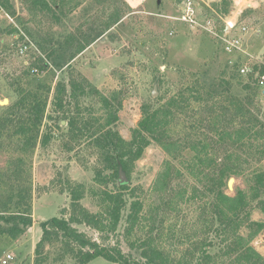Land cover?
I'll return each mask as SVG.
<instances>
[{
	"label": "rangeland",
	"instance_id": "obj_1",
	"mask_svg": "<svg viewBox=\"0 0 264 264\" xmlns=\"http://www.w3.org/2000/svg\"><path fill=\"white\" fill-rule=\"evenodd\" d=\"M125 1L130 6L125 16L111 29L103 31V20L106 21L116 7L126 9L124 3L110 5L109 2L85 0L76 11L57 23L45 13H39L33 19L24 0H9L15 11L14 20L18 28L31 37L33 48L28 55H20L17 48L22 36L6 33L16 26L10 27L5 22L0 24V116L24 92L37 93L43 98L48 96L42 131L47 126H54V137L47 146L38 145L27 158L29 181L33 188L34 222L17 240L0 236V264H4L8 255H12L13 259L7 264H35L36 246L43 233L41 222L64 214L69 218L71 197L66 191L68 182L83 184L87 193L81 200L82 206L93 213L99 210L98 199L90 192L92 187L97 186L94 177L99 160L88 136L75 142L72 150L67 149L66 144L70 143L67 122L61 121L60 127L54 125L57 118L62 116L54 105L56 83L64 82L68 94L71 90L70 78L83 84L86 93H78V97L72 98L67 96L65 110L69 114L80 113L88 120L101 114L98 92L110 96L117 90L122 106L118 113L119 120L113 127L126 139L131 138L132 130L137 126L143 104L157 106L160 98L164 97L161 101L169 98L181 88L187 91L192 89L194 96L198 91L202 94L205 105L200 112L203 116H207L208 106L225 101L229 95L251 97L252 112L264 122V91L254 76L240 71L245 64L256 65L264 70V0ZM190 7L194 12L189 10ZM8 11L11 12V9ZM229 21L236 22V26L227 34L225 28ZM244 26L247 27L246 31ZM81 29L96 37V41L70 59L78 42L70 46L65 41L71 33H76L80 38L78 32ZM232 38L241 39L240 48H226ZM35 68H38L37 72L33 71ZM83 78L87 81H82ZM188 124L186 119L177 121L175 132L190 133L192 129ZM5 142L4 149H0L1 169H6L9 160L21 154L16 140ZM252 143H247V147ZM254 145H257L256 141ZM236 150L239 151V148ZM186 154L190 156V152ZM168 158L163 148L153 142L134 165L128 183L130 189H135L138 197L144 200L147 214L159 204L151 187ZM245 166V174L233 176V189L227 187L226 192L234 195L239 189H246L252 172L264 170V158L260 161L253 159ZM185 181L192 183L194 179L186 177ZM126 197L128 208L133 197L129 194ZM194 207L184 205L179 215L168 212L166 230L185 226L186 231L179 234L186 236L202 229L203 226L196 221ZM64 208L67 209L66 213ZM164 215L161 212V216ZM252 218L264 221V211L254 209ZM74 225L101 244L118 243L126 254L141 258L140 250L132 248L125 236V219L121 221L117 232L109 234L108 238L86 224ZM132 236L143 238L146 235L138 230ZM205 237L212 239L214 244L210 252L219 256L225 243L213 233ZM184 242L186 244L180 246L177 240L170 238L162 243L172 252L180 247L174 252V258H180L190 245L189 241ZM252 244L264 256V230ZM60 249V242L47 244L45 253L49 254V258L45 264H59L62 260L64 264H76L70 255L59 259ZM218 261L225 264L228 257L219 256ZM88 264L118 263L97 258Z\"/></svg>",
	"mask_w": 264,
	"mask_h": 264
},
{
	"label": "trees",
	"instance_id": "obj_2",
	"mask_svg": "<svg viewBox=\"0 0 264 264\" xmlns=\"http://www.w3.org/2000/svg\"><path fill=\"white\" fill-rule=\"evenodd\" d=\"M24 1L33 19L39 13H45L59 23L85 0ZM97 1L105 3L112 0ZM124 1L109 2L110 5L122 2L126 9L116 7L106 21L103 20V31L119 23L130 9ZM0 4L15 14L9 0H0ZM16 31V27H11L6 33ZM78 35L80 38L71 33L65 41L70 46L78 42L70 59L96 41V37L82 29ZM82 81L87 80L83 78ZM69 85V94L64 82L60 81L54 87L55 110L62 115L54 125L60 127L61 121L67 122L68 150H72L74 143L82 137H89L99 160L94 177L97 186L90 190L98 199L99 210L93 213L84 208L81 200L87 193L86 187L81 183L68 182L66 191L71 197L69 218L65 217L67 209L64 208L63 216L41 222L43 233L36 246L35 264L48 261L45 247L53 242L61 243L59 259L70 255L76 264H88L97 258L118 264H221L218 258L222 255L228 257L225 264H264L263 254L252 244L264 230V221L252 218L254 209L264 211V170L252 172L246 189H239L234 195L226 192L231 177L244 175L245 165L253 159L260 161L264 158V122L252 112L253 98L229 95L225 101L208 106L207 116H203L200 112L205 105L202 94L196 90L198 92L194 96L192 89L187 88L188 92L181 88L169 98L162 101L164 97L160 98L157 106L143 104L137 126L133 128L131 138L126 139L113 127L119 120L122 106L117 90L110 96L98 92L101 114L88 120L80 113L69 114L65 110L67 96L72 98L78 97V93H86L81 82L70 78ZM93 90L98 91L96 88ZM22 95L0 116V149H4L6 140H16L15 144L21 151L16 158L9 160L6 169L0 168V236L12 240L23 236L34 222L33 188L29 181L27 158L38 145L45 147L54 137V126H47L42 131L48 96L43 98L30 91ZM185 119L192 131L184 134L179 130L175 132L176 122ZM153 142L158 143L169 158L163 162L151 187L159 204L147 214L144 200L138 197L135 189H130L128 182L136 161L143 157ZM249 142L253 143L247 147ZM186 152H190L189 157ZM186 177L194 179V182H184ZM128 194L133 198L127 208ZM184 205L195 206L196 221L203 226L192 232L193 235L179 234L186 231L185 226L166 230L167 213L179 215ZM161 212L165 215L161 216ZM123 219L126 222L125 236L132 248L140 250V259L126 254L118 243L101 244L74 225L86 224L108 238L109 234L117 232ZM138 230L146 236L134 238L132 235ZM211 233L225 243L219 256L210 252L214 244L205 235ZM170 238L177 240L179 245L186 244L184 241L190 242L184 256L174 258V252L180 247L172 252L163 246L162 242ZM62 261L59 264H64Z\"/></svg>",
	"mask_w": 264,
	"mask_h": 264
},
{
	"label": "built area",
	"instance_id": "obj_3",
	"mask_svg": "<svg viewBox=\"0 0 264 264\" xmlns=\"http://www.w3.org/2000/svg\"><path fill=\"white\" fill-rule=\"evenodd\" d=\"M189 10H192L190 7ZM194 12V10H192ZM5 22L6 25H14L17 28V31L14 33H17L18 35L22 36L21 43L18 45L17 52L22 55L26 56L28 55L29 51L31 48H33V41L30 36L22 29L18 28L14 16L3 6L0 4V24ZM236 26V22L229 21L226 24L225 32L228 34L231 30H233ZM243 29L246 31L247 27L244 26ZM12 33V34H14ZM17 37L18 36H14ZM229 45L226 46L228 50H232L234 48H240L241 46V39L240 38H232L231 41L228 42ZM33 71H38V68L33 69ZM240 71L246 75H252L255 77L256 81L258 84L262 87V91H264V70L257 68L256 65H250V64H245L244 66L241 67ZM13 259L12 255H8L7 259L3 261L4 264H7L9 261Z\"/></svg>",
	"mask_w": 264,
	"mask_h": 264
},
{
	"label": "water",
	"instance_id": "obj_4",
	"mask_svg": "<svg viewBox=\"0 0 264 264\" xmlns=\"http://www.w3.org/2000/svg\"><path fill=\"white\" fill-rule=\"evenodd\" d=\"M121 177H122V180L124 179L123 177H124V175H123V173H121ZM233 181H234V178H230L229 179V182H228V187L230 188V189H233Z\"/></svg>",
	"mask_w": 264,
	"mask_h": 264
}]
</instances>
